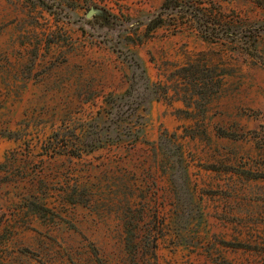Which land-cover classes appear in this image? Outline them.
<instances>
[{
  "label": "rangeland",
  "instance_id": "374dc122",
  "mask_svg": "<svg viewBox=\"0 0 264 264\" xmlns=\"http://www.w3.org/2000/svg\"><path fill=\"white\" fill-rule=\"evenodd\" d=\"M163 1L0 0V264H264V0H180L214 43L188 16L147 31ZM128 50L168 88L136 144L54 151L127 89Z\"/></svg>",
  "mask_w": 264,
  "mask_h": 264
},
{
  "label": "trees",
  "instance_id": "16d2710c",
  "mask_svg": "<svg viewBox=\"0 0 264 264\" xmlns=\"http://www.w3.org/2000/svg\"><path fill=\"white\" fill-rule=\"evenodd\" d=\"M199 5L195 6L192 2L187 1L164 0L159 10L149 17L145 24L146 30L152 31L158 28L163 23V18L167 15H179L181 17H190L197 34L205 41L214 43L223 37L231 36L229 33L224 32L223 28H218L219 24L216 22L217 19L213 12H210L208 8L202 7V4ZM262 32L264 33V30ZM128 53L129 56L124 58V60L130 69V76L128 87L124 93L118 96H108L105 99L107 109H104L103 113L99 112L91 122L80 125L79 135L74 132L70 136L58 139L57 134H54V141L58 147L53 148L54 151L56 149L57 151H59L58 149H65L68 155L78 157L84 152H91L120 143L136 144L143 120V116L138 113L141 111L146 114L152 102H158L167 96L168 88L160 83H151L139 59L131 51L128 50ZM179 71L191 73L189 77L191 84L189 87L194 95H202V86L208 92L211 88V91H214L213 95L218 93L223 74H217L216 68L212 72V74L214 73L212 77L209 75L203 76V70L193 64L183 67ZM197 75L202 78H208V81L201 84L202 78H196L198 77ZM183 103L187 108H191L190 104H186L185 99ZM13 135L7 134L6 137L15 139ZM181 161V158H179L178 162Z\"/></svg>",
  "mask_w": 264,
  "mask_h": 264
},
{
  "label": "water",
  "instance_id": "95a60500",
  "mask_svg": "<svg viewBox=\"0 0 264 264\" xmlns=\"http://www.w3.org/2000/svg\"><path fill=\"white\" fill-rule=\"evenodd\" d=\"M97 12L94 9H90L86 15L87 18H90L91 16L95 15Z\"/></svg>",
  "mask_w": 264,
  "mask_h": 264
}]
</instances>
